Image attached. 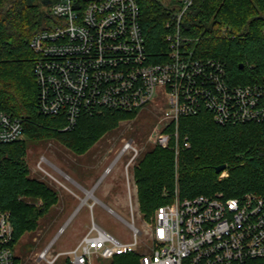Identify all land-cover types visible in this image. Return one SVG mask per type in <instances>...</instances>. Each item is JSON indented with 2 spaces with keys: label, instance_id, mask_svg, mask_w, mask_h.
I'll list each match as a JSON object with an SVG mask.
<instances>
[{
  "label": "built area",
  "instance_id": "built-area-1",
  "mask_svg": "<svg viewBox=\"0 0 264 264\" xmlns=\"http://www.w3.org/2000/svg\"><path fill=\"white\" fill-rule=\"evenodd\" d=\"M193 2L179 0L167 23L169 29L177 25L167 55L154 62L140 0L52 1L54 21L31 41L40 112L65 116L71 129L86 113H137L159 95L163 115L149 140L154 147L173 150L177 167L181 150L191 147L181 140V119L208 111L220 125L264 122V84L235 85L224 61L184 54L179 27ZM24 137L23 121L0 111V145ZM126 154L132 156L126 165L129 183V169L134 177L140 154L133 140L123 142L117 160ZM227 176L224 171L221 178ZM91 197L88 193L81 206L92 209ZM130 210L132 221L121 220L131 229V242H120L93 222L75 248L53 254L49 245L38 253V262L56 264L65 258V264H94V259L125 255H135L136 264H251L264 259V194L181 199L177 188L173 201L159 207L148 225L151 251L146 253L136 249L143 230L136 225L131 197ZM14 245L11 214L0 210V264H18Z\"/></svg>",
  "mask_w": 264,
  "mask_h": 264
},
{
  "label": "trees",
  "instance_id": "trees-1",
  "mask_svg": "<svg viewBox=\"0 0 264 264\" xmlns=\"http://www.w3.org/2000/svg\"><path fill=\"white\" fill-rule=\"evenodd\" d=\"M52 1L0 0V111L21 119L25 134L23 140L0 145V210L11 214L15 243L36 232L40 220L59 202L55 189L31 176L28 142L54 140L83 155L137 115L98 110L67 129L65 116L40 112L34 73L37 56L31 41L54 21L49 12ZM178 3L140 0L141 23L154 62L167 55L168 38L177 30V25L169 29L167 23ZM179 30L187 56L224 61L235 85L264 84V0H194ZM179 131L182 142L187 140L191 147L181 150L178 167L173 150L154 147L134 169L145 220L170 204L177 188L181 199L264 194V122L220 125L208 111H201L181 119ZM223 165L228 176L221 178L216 169ZM136 259L119 256L114 264H136ZM251 264H264V259Z\"/></svg>",
  "mask_w": 264,
  "mask_h": 264
},
{
  "label": "rangeland",
  "instance_id": "rangeland-1",
  "mask_svg": "<svg viewBox=\"0 0 264 264\" xmlns=\"http://www.w3.org/2000/svg\"><path fill=\"white\" fill-rule=\"evenodd\" d=\"M162 103L161 97L156 96L153 105L141 107L134 119L122 122L116 130L106 134L83 155L74 153L54 140L28 142L27 162L31 176L46 182L63 196L62 200L67 201V209L61 212V206L53 207L50 213L40 220L36 232L26 234L15 243L14 252L20 264H40L37 255L49 245H52L53 254L75 248L93 222L120 242H131V229L121 220L122 218L127 222L132 221L130 197L136 225L143 230L137 252L151 251L148 225L152 223L153 217L147 221L141 213L133 168L129 169V183L126 178V165L132 156L126 154L118 160L117 157L125 140H133L139 149L137 163L154 148L149 138L155 129L160 127ZM42 159L44 161L41 167L45 172L40 168ZM59 182L73 191L76 190V184L93 190L88 201L89 204L95 203L93 208L88 205L81 206V200L71 196ZM65 263V258H61L56 264ZM93 263L114 264V260L98 258L94 259Z\"/></svg>",
  "mask_w": 264,
  "mask_h": 264
},
{
  "label": "crops",
  "instance_id": "crops-1",
  "mask_svg": "<svg viewBox=\"0 0 264 264\" xmlns=\"http://www.w3.org/2000/svg\"><path fill=\"white\" fill-rule=\"evenodd\" d=\"M134 180H135V179H134ZM59 184H60L62 187H64V188L67 190V192H68L71 196H73L75 199H76V198H77V199H80L81 202H82L83 199H85V198L87 197L88 193L93 194V190L85 189L83 186H81V185H79V184H76L77 187H76V190H74V191L71 190V189H69L66 185H64V184H62V183H60V182H59ZM111 185L114 187L113 184H111ZM135 185H136V182H135ZM136 191L138 192L137 185H136ZM58 194H59V193H58ZM137 196H138V193H137ZM67 198H68V196H67ZM62 199H63V196L59 195V202H58V204L56 205L57 207H58V206H61L62 209L59 210V211H61V212L65 211V210L67 209V201H63ZM89 200H90V199H89ZM89 200H88V201H89ZM88 204H89V203H88ZM80 240H81V239H80Z\"/></svg>",
  "mask_w": 264,
  "mask_h": 264
},
{
  "label": "water",
  "instance_id": "water-1",
  "mask_svg": "<svg viewBox=\"0 0 264 264\" xmlns=\"http://www.w3.org/2000/svg\"><path fill=\"white\" fill-rule=\"evenodd\" d=\"M241 67H243V65H242ZM226 168H227V167H226L225 165L220 166V167H218V168L216 169V172H217L218 174L223 173V172L226 170Z\"/></svg>",
  "mask_w": 264,
  "mask_h": 264
}]
</instances>
